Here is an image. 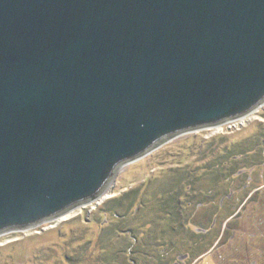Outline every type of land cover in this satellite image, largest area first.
Listing matches in <instances>:
<instances>
[{
    "label": "water",
    "instance_id": "95a60500",
    "mask_svg": "<svg viewBox=\"0 0 264 264\" xmlns=\"http://www.w3.org/2000/svg\"><path fill=\"white\" fill-rule=\"evenodd\" d=\"M264 105V0H0V236Z\"/></svg>",
    "mask_w": 264,
    "mask_h": 264
},
{
    "label": "rangeland",
    "instance_id": "374dc122",
    "mask_svg": "<svg viewBox=\"0 0 264 264\" xmlns=\"http://www.w3.org/2000/svg\"><path fill=\"white\" fill-rule=\"evenodd\" d=\"M246 119V122L239 125L235 131L226 133L227 137L224 140L220 139L214 142L213 147L216 148L212 149L211 152L208 150L206 151L205 146L209 145L206 143V140L212 137L210 135H212L211 133L214 132L215 129L207 128L183 134L156 148L143 158L123 165L107 191L110 192L109 196L105 199L100 200L99 198L94 202L80 206L74 210L72 215L66 218L62 217L45 222L31 229L14 231L1 235L0 264H72L65 260L64 254L67 255L70 261H75V258L80 257L86 252L87 254L83 262L77 264H104L100 262L102 258L107 259L105 264H130L126 260V255L120 251V246L115 245L114 240L118 239H114L110 236V234L115 235L111 230V223H104L101 225L104 216L103 210H106L110 200L121 197L126 192L135 191L139 186L147 184L148 178L154 175L157 176H155L157 179L151 180V183L147 187V192L150 194L154 192L155 189H160L165 186V180L167 181L169 178L166 177V171L170 168L184 167L187 165L198 168L205 162H214V156L218 154L219 146L223 147L229 145L238 139H244L257 132L259 122L264 121V105ZM252 169L251 167V170ZM256 170H253V178L258 179L254 182L250 181L247 184V188H253L257 184L261 187L264 186V166L259 165V167H256ZM199 184H201L200 181H198L197 187L200 186ZM256 190L249 189L247 191L251 194L256 192ZM255 194L256 193H254V196ZM235 195L231 197L233 200L225 201V209L222 210L221 215L215 218V229L211 231L212 233H216V237L219 238L206 253L200 254L195 251L196 249H200L198 248L201 245L200 243H198L196 248L194 246V248L191 247L193 241L191 242V239H188V228L185 227V221L192 207H183V213L178 217L179 221H177L175 225L169 224L170 228H176V225L180 227L176 231L173 229V240L176 241L174 245V247L176 246V250L170 253L169 258H174L175 260L179 254L188 253L189 250H192L194 253L188 258L184 256L182 258L183 261L179 264H245L253 259L256 253L252 249V245L255 243H251L248 235L244 239H238L236 230L231 240L224 241L228 235L226 227L230 224L229 219L234 218L233 216L235 215L229 218L227 215L229 209H231V205L237 202V200H235ZM188 196L191 195L189 194ZM129 199L130 196L128 197V200ZM262 200H264V198H262ZM149 202L150 201H147L144 205H141V209L148 205L147 203ZM194 208H196V206ZM120 212H122V210H120ZM209 213V209L203 208L195 212L193 222H195V227L198 230L199 228L202 229L207 226ZM262 213L264 214V211ZM233 225H235L239 231L245 230L247 233H252L254 229H264L263 222H260V224L257 223L255 226L248 225L243 218L239 219L236 224L233 223ZM123 229H125V227H123ZM161 229L162 226L159 225L156 228V234L160 233ZM196 238L195 236V238L192 239L197 240ZM159 242L160 239L157 238L156 244H159ZM54 245H57V249H53ZM141 245V242H138L133 247V256L136 257L135 252L137 251L138 254L140 250H142V252L146 249L150 252L154 250L156 254L160 251L151 248L146 241H144L143 245L145 248H142ZM262 245L264 249V244ZM102 246H108L107 250L102 251ZM105 252L107 253L106 256ZM167 258L168 257H165V262L167 260L169 261ZM133 264H137V261L133 262Z\"/></svg>",
    "mask_w": 264,
    "mask_h": 264
},
{
    "label": "trees",
    "instance_id": "16d2710c",
    "mask_svg": "<svg viewBox=\"0 0 264 264\" xmlns=\"http://www.w3.org/2000/svg\"><path fill=\"white\" fill-rule=\"evenodd\" d=\"M258 125L257 132L246 138L238 139L223 147L219 146L218 154L214 156V162H205L198 168L190 165L170 168L166 171V177L169 178H166L165 186L160 189H155L154 192H149L150 194L147 192V187L151 180L157 179V176L154 175L148 178L147 184L139 186L135 191L126 192L121 197L110 200L106 210H103L104 216L101 225L111 223V230L115 235L110 234V236L118 239L114 240L115 245L120 246V251L126 255V260L130 264L136 261L137 264H179L183 261L182 258L184 256L188 258L194 253L189 250L188 253L179 254L175 260L174 258H169L170 253L176 250V246L174 247L176 241L173 240V229L176 231L180 228L177 225L176 228H170L169 224L175 225L179 221L178 217L183 213L182 210L186 206L193 208H191L185 221V227L188 228V239H191V242L193 241L191 247L194 246L196 248L198 243H200L201 245L198 247L200 249L195 251L200 254L206 253L219 238L216 237V233L211 231L215 229V218L221 215L222 210L225 209L223 203L233 200L231 197L235 194L237 202L233 203V207L229 209L227 215L228 218L235 213L236 215L233 216L234 218L229 219L230 224L226 227L228 239L226 238L224 241L231 240L237 230L238 239H244L248 235L252 244L254 241L257 243L256 245L264 243V231L260 230L261 233L252 236L245 230L239 231L233 225V223L236 224L242 218L248 225L255 226L257 223H264V214L262 213L264 211V200H262L264 198V186L261 187L257 184L258 186L247 188V184L250 181L254 182L258 179L253 178V170H256L259 165L264 166V122H259ZM226 137V134H218L208 138L206 143L209 145L205 146L206 151L211 152L212 149L216 148L213 147L214 142L220 139L224 140ZM251 167L253 168L252 170ZM198 181L201 183L199 187H197ZM249 189H257L254 192L256 193L255 196L254 193L250 194L247 191ZM189 194L191 196H188ZM129 196L130 199L128 200ZM147 201L150 202L142 208V211L141 205H144ZM257 205L260 208H256ZM195 206L196 208H194ZM200 208L209 209L210 213L207 226L198 230L193 221L195 212ZM159 225L162 226V229L160 233L156 234V228ZM194 235L197 240L192 239L195 238ZM157 238L160 239L159 244H156ZM144 241L151 248L160 250L157 252L158 254L154 250L150 252L146 249L143 252L140 250L138 254L136 251V257L133 256V247L138 242H141L142 248H145L143 246ZM56 246L54 245L53 249ZM107 247L102 246V251L107 250ZM252 249L256 256L245 264H264V250L259 248V246L255 248L253 246ZM86 254L87 252L75 258V261H70L66 254H64V258L69 263L77 264L83 262ZM106 254L105 252V256ZM165 257H168L169 261L165 262ZM106 260L102 258L100 262L105 264Z\"/></svg>",
    "mask_w": 264,
    "mask_h": 264
},
{
    "label": "built area",
    "instance_id": "2783aa9c",
    "mask_svg": "<svg viewBox=\"0 0 264 264\" xmlns=\"http://www.w3.org/2000/svg\"><path fill=\"white\" fill-rule=\"evenodd\" d=\"M251 114H249V115H251ZM249 115H246V116H243V117H240V118H237V119L230 120V121H228L226 123H223L221 125H217V126H214V127H210V129H213V130L215 129L214 132L211 133L212 135H210V136L218 135L216 133L226 134V133H230V132L235 131V129L238 128L239 125H242V123H245L246 122V120H247L246 118Z\"/></svg>",
    "mask_w": 264,
    "mask_h": 264
},
{
    "label": "flooded vegetation",
    "instance_id": "af4514ba",
    "mask_svg": "<svg viewBox=\"0 0 264 264\" xmlns=\"http://www.w3.org/2000/svg\"><path fill=\"white\" fill-rule=\"evenodd\" d=\"M223 204H224V203H223ZM232 207H233V204H232L231 208H232ZM257 207L260 208L258 205L256 206V208H257ZM229 208H230V205H229ZM235 215H236V213H235ZM224 231H225V230H224ZM261 231H264V229L261 230ZM259 233H261L260 230L254 229L253 232L250 233V234H251L252 236H256V235L259 234ZM223 235H224V234H223ZM262 242H263V241H262ZM254 243L257 244L255 241H254ZM255 244H253L254 248L259 246V248L262 247L261 249L264 250V249H263V245H262V244H264V243H261L260 245H255Z\"/></svg>",
    "mask_w": 264,
    "mask_h": 264
},
{
    "label": "bare ground",
    "instance_id": "6f19581e",
    "mask_svg": "<svg viewBox=\"0 0 264 264\" xmlns=\"http://www.w3.org/2000/svg\"><path fill=\"white\" fill-rule=\"evenodd\" d=\"M109 194H110V192H106L101 198H100V200H103V199H105L106 197H108L109 196ZM99 200V201H100ZM73 212L74 211H71V212H69L68 214H66V215H64L63 216V218H66V217H68V216H70V215H72L73 214Z\"/></svg>",
    "mask_w": 264,
    "mask_h": 264
}]
</instances>
